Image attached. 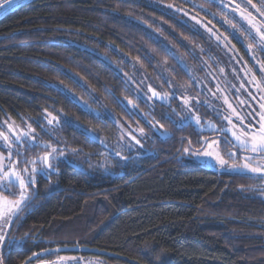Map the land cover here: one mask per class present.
Returning a JSON list of instances; mask_svg holds the SVG:
<instances>
[{
    "label": "trees",
    "instance_id": "16d2710c",
    "mask_svg": "<svg viewBox=\"0 0 264 264\" xmlns=\"http://www.w3.org/2000/svg\"><path fill=\"white\" fill-rule=\"evenodd\" d=\"M150 1L18 0L0 17V121L28 119L39 137L90 158H109L113 141L130 143L141 128L147 133L145 120L164 125L147 137L151 151L124 158L126 167L117 175L63 164L51 171L55 184L48 190L50 179L41 172L38 195L8 232L13 240L1 250L4 264H27L49 250L112 263L264 264V199L252 191L259 179L181 160V150L198 134L163 120L166 103L175 105L177 98H152L151 110L92 52L97 43L109 45L155 74L168 59L144 38L147 29L157 32L161 23L162 34L181 52L184 40L201 42L178 16ZM162 1L190 6L188 0ZM193 1L212 9L210 1ZM148 56L156 60L151 64ZM56 81L77 97L90 94L105 116L90 114L54 88ZM44 112L59 118L55 139L38 122ZM14 139L18 148H30Z\"/></svg>",
    "mask_w": 264,
    "mask_h": 264
},
{
    "label": "rangeland",
    "instance_id": "374dc122",
    "mask_svg": "<svg viewBox=\"0 0 264 264\" xmlns=\"http://www.w3.org/2000/svg\"><path fill=\"white\" fill-rule=\"evenodd\" d=\"M213 2V0H207ZM223 3L224 0H215ZM190 6L176 7L172 4H166L162 0L150 1L152 6L178 16V18L191 29L194 33L200 35L201 42L184 40L185 52H181L176 46L172 44L163 34V26L158 23L160 27L159 31L149 30L145 31L144 38L156 45L162 54L168 59L165 62H159L160 67L155 68L153 73H146V70L140 63L130 60L118 50L113 49L109 45L106 48H100L99 43L91 46L93 53L98 57L103 58L113 69L125 80L128 87L131 88V92L134 93L136 101L144 102L151 110L155 107V100L148 99L150 95L149 89L152 88L157 92L163 94L168 93L170 99H176V103H166V112L163 120L167 121L175 127L190 126L198 133L210 132L211 134H226L231 138V132H220L217 130L219 122L223 129H232L237 131V134L244 135L251 133L248 132V127L251 125L253 128H257L256 124H253L250 118L253 114L258 119L261 115H264L259 107L261 103H264V70L260 69V60L257 56L254 58L255 67L259 68L260 76H255L256 70L250 69L245 66V61L241 54L235 50L224 31L213 23L209 9L203 5H199L193 0H188ZM171 5L172 7H169ZM192 17L196 19L193 20ZM217 21L224 25V19ZM209 29L211 31H209ZM219 37V39H217ZM90 47V46H89ZM86 46V48L89 49ZM150 63L155 61L154 56H148ZM152 64V63H151ZM180 75L182 77L181 82L176 80L175 76ZM170 81V82H169ZM54 88H58L68 96L72 97L75 101L94 116L103 118L105 113L101 110L100 105H97L95 98L85 95L77 97L76 94L71 93L72 89H67L57 81L54 83ZM191 97V107L196 115L200 117V124L197 125L196 121H185V114L187 113V107L184 105V99ZM255 97L256 99H253ZM231 104L232 109H235L233 113L232 109H229L228 105ZM102 106V105H101ZM219 113V115H218ZM236 114H239V119ZM170 115L171 118H167ZM227 115L231 118L232 123L229 124L221 116ZM57 115L42 113L38 122L42 125V131L44 134L54 138V128H57L59 118ZM55 118V119H53ZM52 119V123H48V120ZM62 121L67 122L66 118H61ZM214 120L217 124L214 123ZM147 128L145 135L137 134V139L140 140V144L137 145L134 140L130 143L127 142H112V152L109 154V158L103 155L101 156H79L76 152L63 151V155L59 157L58 161H54L58 170L61 165H69L76 167L86 174H100L102 176H114L119 171H122L126 164L123 163L124 158L130 154L134 156H144L151 150V143L149 138H153L159 133V126L152 124L150 121L145 120L142 124ZM236 127L233 128L232 126ZM215 128L216 130H213ZM32 123L28 119H21L20 122H16L11 118H5L0 121V154L4 157L2 160L3 168H0V172L8 173L14 170V172L20 175L25 181L28 180V176L31 173V169L35 168V192L32 193V185H28V191L34 196L38 195L37 182L39 180L41 169L44 165L38 159V157L44 156L46 152L51 148H57L52 143L45 140L43 137H39L33 131ZM164 132H168L165 130ZM258 132V131H257ZM27 134V135H25ZM7 136L8 141H5L2 137ZM20 137L19 142L28 143L29 149H22L23 147H17L15 139ZM147 137H149L147 139ZM55 139V138H54ZM132 139V138H131ZM223 138L219 139L220 143L218 147H214V151H218L229 164H236L239 167L236 170H232L225 166L221 168L219 166H213L212 164H204L202 161H198L194 156H190L184 151V149H201L203 144H197L193 142L191 147L186 146L179 155V158L185 162H196L206 167L214 169L220 173H241L255 176L259 179L257 184L259 186L253 187L252 191H257L259 195L264 199V153H253L251 149L242 150L239 144L233 142L236 145V152L225 150L222 153L221 148L223 144ZM9 142L11 148H9ZM21 144V143H20ZM32 150L31 148H34ZM59 149V148H57ZM5 150V151H3ZM224 150V149H223ZM12 152V156L9 158L8 153ZM198 151V150H197ZM19 153V154H17ZM233 155H229V154ZM27 154H30L29 156ZM119 155V156H117ZM121 156V157H120ZM235 159L237 161H235ZM34 162V163H33ZM8 165L12 166L9 169ZM28 168V172L24 169ZM254 170V171H252ZM50 175L46 178L50 179L48 190L53 187L51 178V170H48ZM0 224H4L6 218H8L9 212L15 207V201L20 199V188L18 184L9 183L8 180H0ZM12 222L5 226V231L9 232ZM0 249V253H1ZM27 264H130L124 262L112 263L99 256H85L82 254H57L55 250H49L41 252L35 255L31 261ZM136 264V263H133Z\"/></svg>",
    "mask_w": 264,
    "mask_h": 264
},
{
    "label": "snow or ice",
    "instance_id": "6c2138e0",
    "mask_svg": "<svg viewBox=\"0 0 264 264\" xmlns=\"http://www.w3.org/2000/svg\"><path fill=\"white\" fill-rule=\"evenodd\" d=\"M250 2V0H249ZM16 0H2L0 2V12H5L12 7L15 6ZM169 7H172L169 5ZM237 10H239V6H236ZM241 17H244V12L242 10H239ZM264 18V17H262ZM193 20H195V17H192ZM247 23L250 25L251 29H255V32L250 31V35H253L254 39L258 40V43L260 46H264V31H261L259 28L256 27V25L252 22L251 19L247 20ZM209 31H211L209 29ZM219 39V37H217ZM251 48V45H249ZM170 82V81H169ZM153 97L157 99H162V100H167L168 93H159L156 92L155 90H152L151 96L148 97V99H152ZM253 99H256L253 97ZM264 99V98H262ZM192 104V98L188 97L184 99V105L187 107V113L185 114V121L188 120H195L197 125L200 124V117L196 115L191 107ZM229 109H232L231 104L228 105ZM260 109L264 111V103H261L259 105ZM233 113H235V109H232ZM219 115V113H218ZM239 119H243L239 117V114H236ZM167 118H171L170 115L167 116ZM222 119L226 120L229 124L232 123L231 118L227 115L221 116ZM253 124H256L257 127L259 128V132H257L256 128H253L251 125L247 126L248 127V132L251 133L249 134H244L239 135L237 134V131H234L232 129H219L218 131L220 132H226L230 131L231 132V138H229L227 135L224 136V142L226 144L228 143H236L239 144L240 148L242 150L244 149H251L253 153H264V115H261L258 119L255 117L253 114L251 117ZM55 119V118H53ZM48 123H52V119L48 120ZM67 123L72 126V121H67ZM157 123H159L157 121ZM160 128H164L163 124H159ZM233 128L236 126L233 125ZM213 130H216L213 128ZM141 135H145L144 130L141 128L139 129ZM2 135V134H0ZM27 135V134H25ZM5 141H8L7 136L2 137ZM20 137L17 136V140H19ZM132 140L135 141L137 145H139L141 142L140 140L136 139L135 136H132ZM197 144H203L204 147L201 148L199 151L196 149H184L186 153H188L190 156H194L198 161H202L204 164H212L213 166H219L221 168H224L227 166L228 168L232 170H236L239 166L236 164H229L227 160L223 158L222 155L218 151H214V147H218L220 141L217 139L209 140L207 137H205L203 140L199 139V136L197 137L196 140ZM9 148H11V143L9 142ZM74 152H78L79 150H73ZM19 154V153H17ZM63 155L62 150L57 149V148H51L50 151L46 152L44 156L38 157V159L41 161V163L44 165V168L41 169L43 171L45 176L50 175L49 169L52 172L58 171V168L56 167V164L54 161H58L59 157ZM230 156L233 154H229ZM12 156V152L9 151L8 157L10 158ZM4 157L2 154H0V168H3L4 166L2 165V160ZM34 163V162H33ZM9 169H12L11 165H8ZM25 172H28V168L24 169ZM254 171V170H252ZM35 172L36 169L32 168L31 173L28 176V180L25 181L20 175L16 174L14 170L9 171L8 173H3L0 172V180H8L9 183L12 184H18L20 188V199L18 201H15V207L9 212L8 218H6L4 224H0V249H7L9 244L12 242L13 238L11 235L5 231V226L10 224L12 222V219L15 218V220H19L20 212L24 211L32 202V194L29 193L28 191V185H32V193L35 192ZM0 187H4V185H0ZM27 239V237H25ZM0 264H4V259L3 255L0 254Z\"/></svg>",
    "mask_w": 264,
    "mask_h": 264
},
{
    "label": "flooded vegetation",
    "instance_id": "af4514ba",
    "mask_svg": "<svg viewBox=\"0 0 264 264\" xmlns=\"http://www.w3.org/2000/svg\"><path fill=\"white\" fill-rule=\"evenodd\" d=\"M0 2H2V0H0ZM16 2H18V0H16ZM211 4L212 9L210 10V17L213 23L219 25L230 41L231 46L241 54L243 60L245 61L244 65L248 66L252 70L255 68V76L258 78L260 76L259 68L257 69V66L255 67L256 64H254L253 61L257 56L260 60V69L264 70V46H260L258 40L254 39L253 35H250V31L255 32V29H251L247 20L251 19L257 28L264 31V18H262L264 17V0H250V2L249 0H224L223 3L213 0ZM236 6H239V10L244 12V17H241ZM5 12H0V17H2ZM217 19L221 21L224 19V25H221ZM249 45H251V48ZM214 123H218L217 130L222 128V125L219 122L216 123L214 120ZM257 131L259 132V129H257ZM197 134L200 137V140H203L205 137L209 140H219L221 138L224 139V136L226 135L223 133L211 134L210 132L202 134L197 132ZM184 139L185 138H183V140ZM193 142H196V140ZM193 142H188L186 146L191 147ZM223 144L224 146L222 147L224 150L221 148L222 153L225 152V150H230L234 153L236 152L237 147L233 143L226 144L223 140ZM196 150L199 151V149ZM235 161L237 160L235 159Z\"/></svg>",
    "mask_w": 264,
    "mask_h": 264
},
{
    "label": "water",
    "instance_id": "95a60500",
    "mask_svg": "<svg viewBox=\"0 0 264 264\" xmlns=\"http://www.w3.org/2000/svg\"><path fill=\"white\" fill-rule=\"evenodd\" d=\"M152 90H154V89H152V88L149 89L150 95L152 94ZM155 91H156V90H155ZM156 92H157V91H156ZM153 99L158 100V101H160V102H164V100H162V99H157V98H155V97H153ZM117 156H119V155H117ZM120 157H121V156H120Z\"/></svg>",
    "mask_w": 264,
    "mask_h": 264
}]
</instances>
